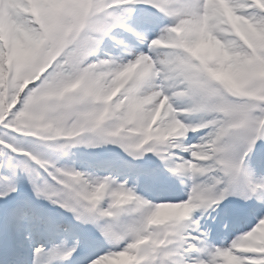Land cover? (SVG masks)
<instances>
[{"label":"snow or ice","instance_id":"snow-or-ice-1","mask_svg":"<svg viewBox=\"0 0 264 264\" xmlns=\"http://www.w3.org/2000/svg\"><path fill=\"white\" fill-rule=\"evenodd\" d=\"M0 264H264V0H0Z\"/></svg>","mask_w":264,"mask_h":264}]
</instances>
